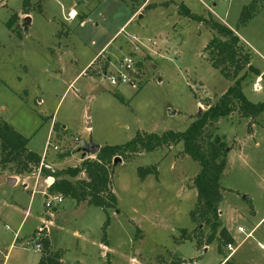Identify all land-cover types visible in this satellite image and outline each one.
Here are the masks:
<instances>
[{
  "label": "rangeland",
  "instance_id": "1",
  "mask_svg": "<svg viewBox=\"0 0 264 264\" xmlns=\"http://www.w3.org/2000/svg\"><path fill=\"white\" fill-rule=\"evenodd\" d=\"M253 1L260 10L247 26H239L243 8ZM149 2L31 0L33 21L25 26L18 17L15 30L7 23L23 13V0L0 4V118L29 139V150L44 153L52 172L95 160L97 154L84 157V148L92 143L103 148L125 145L138 132H184L234 85L212 67L205 49L214 37H223L182 16L181 4L235 31L252 54L253 66L264 68V0ZM73 4L82 10L76 21L70 20ZM127 57L134 58L135 85H111L109 77ZM245 73L246 97L263 103L264 80L263 91L255 93L258 78L247 69L240 76ZM210 133L228 144L220 219L235 241L234 252L222 246L220 253L218 240L206 246L207 226L195 232L191 212L200 165L179 144L117 156L122 162L114 168L113 161L110 168L117 209L107 212L64 197L45 208L50 197L59 195L50 192L41 169L18 176L21 181L10 186L15 167L4 169L0 157V239L7 250L20 224L23 229V240L11 248L6 264H37L43 248L36 249L34 231L47 218L62 264H264V113L252 120L236 111ZM140 168L157 174L142 181Z\"/></svg>",
  "mask_w": 264,
  "mask_h": 264
},
{
  "label": "trees",
  "instance_id": "2",
  "mask_svg": "<svg viewBox=\"0 0 264 264\" xmlns=\"http://www.w3.org/2000/svg\"><path fill=\"white\" fill-rule=\"evenodd\" d=\"M6 1L0 0V4ZM30 8L31 0H23V13L29 14ZM180 9L182 16L208 25L223 37V39L214 37L205 49L212 67L226 79L234 81V85L218 102L209 106L184 132L166 131L161 135L138 132L127 144L103 147L95 160L84 159L80 166L57 173L47 168L46 163L42 166L43 157L29 150V139L17 132L6 120L0 118L1 164L4 169L14 166L16 176L29 175L40 168L44 178H56L50 188L52 194L70 198L77 204L102 208L107 212L110 209H117V197L111 188L112 173L110 170L117 156L124 159L130 155L152 153L163 147L182 144L184 153L200 165V171L194 179L197 202L191 212L192 221L198 225L195 232L201 231L203 225L207 226L210 235L207 237L206 246L218 240L221 242L218 250L223 254L222 246L235 244L233 237L223 227L220 219V203L223 199L221 179L228 165V144L219 136L212 138L210 129L221 119L231 116L236 111H240L243 118L252 120L264 113V102L253 103L244 94L243 82L247 78V73L240 76L246 69L256 76H261L263 80L264 74L251 65L252 54L247 51L244 42L235 31L213 19L208 20L192 13L184 4H181ZM259 10L260 6L257 1L245 6L239 18V26H247ZM17 20V14L10 18L7 23L10 30H15ZM81 174H85L86 177L78 178ZM151 174H157V170L139 169L142 181ZM109 225L110 218L108 216L103 226L102 239L106 245H108L107 229ZM183 233L187 234V231L183 230ZM185 239L192 240L193 237L185 235ZM41 244L43 253L39 264H62L61 252L52 251L49 240L44 238L41 240ZM197 246L200 247V244L197 243ZM227 259L226 257L225 260Z\"/></svg>",
  "mask_w": 264,
  "mask_h": 264
},
{
  "label": "crops",
  "instance_id": "3",
  "mask_svg": "<svg viewBox=\"0 0 264 264\" xmlns=\"http://www.w3.org/2000/svg\"><path fill=\"white\" fill-rule=\"evenodd\" d=\"M98 1V0H97ZM150 2H151V0H150ZM149 2V3H150ZM84 6V5H83ZM87 6V5H86ZM75 8V9H74ZM189 8V7H188ZM73 9V11H72V14H70V20H75L74 19V14H73V12H75V14H77V13H79V11H82V10H79L78 11V6H76V4H73L72 5V8L70 9V11ZM159 9V8H158ZM154 11H156V9L154 10ZM136 14H139V13H134V16L136 15ZM18 15V14H17ZM31 17V13L30 14H21V15H18V17L20 18V20H19V23L21 22H24L25 21V19L27 18V17ZM139 16H141V14L139 15ZM33 21V19L31 20V22ZM76 21V20H75ZM100 54V53H99ZM98 54V55H99ZM98 55L96 56V57H94L93 59H92V61L89 63V64H91L92 62H94L96 59H97V57H98ZM252 58H253V56H252ZM253 60V59H252ZM89 64H88V66H89ZM251 65L253 66V65H255L254 64V62H253V64H252V62H251ZM87 66V67H88ZM255 69H257V70H259L262 74H264V68H260V67H257V66H253ZM257 81H256V83H255V85H254V88H253V91L255 92V93H258L260 90L261 91H263L262 90V86L260 85L261 84V82L260 81H262V77L261 76H257ZM245 89H244V86H243V91H244ZM244 94H245V92H244ZM44 156V153H43V155H42V157ZM16 178H14V179H16V182H15V184L13 185V186H15L16 184H18V182L19 181H21V179H20V177H18V176H15ZM34 194V193H33ZM19 206H21L22 207V205L21 204H18ZM45 206V205H44ZM45 208H46V206H45ZM14 209L15 210H17V211H19L20 210V208H16V206H14ZM28 215V212H26V216ZM44 216L47 218V213H46V210L44 211ZM48 223L50 224L51 223V220H48V218H47V220H44V221H42V225H45V224H47L48 225ZM52 226L57 230V228H59V226L60 225H54V223H52ZM6 227H9V226H6ZM8 230H10V229H8ZM22 224H20L19 225V227L16 229V232H15V237L12 239V242H11V245H10V249L9 250H7V245L6 244H4V240H1L0 239V250H1V253H0V264H6L7 262H8V260H9V254H10V250H11V248L14 246H16V244L18 243V242H21L23 239H22V237H21V235H22ZM54 230V229H53ZM53 230L52 229H49V232L47 233V235H46V237H45V239H47V240H49L50 241V243H51V249H52V251H55L54 250V247H53V242H52V240H51V237H54V235H53ZM38 231V229H35V231H34V234H35V232H37ZM76 236H78L79 235V232L77 231L76 233ZM102 247L106 250L107 249V247H108V245H106V244H102ZM104 250V251H105ZM40 252V251H39ZM103 252V251H102ZM104 253L106 254V252H103V255H104ZM8 255V260L7 261H5V256H7ZM41 256H42V252H41V254H40V257H39V260H38V262H37V264H39V261H40V259H41ZM224 263V262H223Z\"/></svg>",
  "mask_w": 264,
  "mask_h": 264
},
{
  "label": "built area",
  "instance_id": "4",
  "mask_svg": "<svg viewBox=\"0 0 264 264\" xmlns=\"http://www.w3.org/2000/svg\"><path fill=\"white\" fill-rule=\"evenodd\" d=\"M228 1V0H225ZM72 14V13H71ZM134 58L133 57H127L125 58L121 64H119L117 66V71L116 73H114L113 75H111L109 77V82L111 85L113 86H119V85H126V84H131V85H135L132 82V75L134 72ZM48 148L50 146V142L47 145ZM58 147H55V150H57ZM44 160V158H43ZM44 165V162L42 163V166ZM47 167V166H46ZM48 168V167H47ZM55 180L53 177H48V180H46L47 183V187L51 188V186L54 184ZM63 202V197L62 196H56V197H50V199L46 202V207L51 208L53 205H55V203H62ZM7 229H9V227H7ZM49 225L45 224L43 225L40 229H38V243L36 244V249L38 251H41L42 249V244H41V240L44 239L47 235V233L49 232ZM242 231V229H240ZM228 248L234 252L233 250V246L229 245ZM1 253V250H0ZM5 261L8 260V255L4 257Z\"/></svg>",
  "mask_w": 264,
  "mask_h": 264
},
{
  "label": "water",
  "instance_id": "5",
  "mask_svg": "<svg viewBox=\"0 0 264 264\" xmlns=\"http://www.w3.org/2000/svg\"><path fill=\"white\" fill-rule=\"evenodd\" d=\"M25 26L29 25L31 23V18L27 17L24 21ZM101 150V147L95 144H89L86 145V147L84 148V157L87 156V154H98ZM182 155L184 156L185 154L182 153ZM122 159L120 157L115 158L114 160V168L117 166V164L121 163ZM16 182V179L14 178H10V186H13ZM246 201H248L249 199L247 197H245Z\"/></svg>",
  "mask_w": 264,
  "mask_h": 264
},
{
  "label": "bare ground",
  "instance_id": "6",
  "mask_svg": "<svg viewBox=\"0 0 264 264\" xmlns=\"http://www.w3.org/2000/svg\"><path fill=\"white\" fill-rule=\"evenodd\" d=\"M74 14V16H75V13H73Z\"/></svg>",
  "mask_w": 264,
  "mask_h": 264
}]
</instances>
